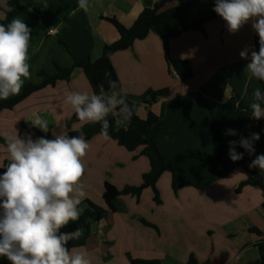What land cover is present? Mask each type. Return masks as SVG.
I'll use <instances>...</instances> for the list:
<instances>
[{"label": "crops", "instance_id": "1", "mask_svg": "<svg viewBox=\"0 0 264 264\" xmlns=\"http://www.w3.org/2000/svg\"><path fill=\"white\" fill-rule=\"evenodd\" d=\"M10 0H0V22L6 18ZM160 0H89L87 12L77 11L78 0H20L27 11L16 8L15 15L31 29L29 63L31 77L25 86L38 85L44 77L57 74V67L70 68L75 60L103 55L106 45L119 39L116 19L131 28L146 8ZM181 0H169L164 9L176 7ZM189 1V0H183ZM250 20L236 33H230L222 17L206 26L205 34L188 32L169 41L172 60L189 61L193 77L182 81L171 71L165 45L156 29L137 40L127 50L115 53L111 60L118 75L116 89L123 90L135 104L138 115L146 119L149 112L159 116L162 129L158 148L166 161L188 150L214 151L212 118L221 104L231 98L244 99L251 84L246 65L239 53L246 47L255 49L257 33ZM52 31V33H51ZM167 90L155 101L146 97L149 91ZM93 94L82 69H75L70 81H60L33 93L12 110L0 111V168L9 161L5 137L20 135L35 140L54 139V133H71L85 122L75 119V110L65 102L69 92ZM18 95L10 96L8 99ZM39 114L49 123V131L32 127L29 121ZM260 122L262 129L253 123ZM229 141H238L258 133L255 152L249 154L236 146L243 159L233 162L229 149L219 163L185 159L176 174L164 173L157 183L160 202L148 188L137 197H118L111 211L104 200L105 184L118 190L139 187L150 172L149 160L142 149L129 152L105 136L89 143L83 158L85 173L81 183L85 196L79 208H104V217L91 226L86 243L73 248L87 251L91 264H133L132 261H156L159 264H263L258 249L262 237L252 229L264 231V191L260 187H238L252 173L264 178V171L248 165L264 154V118L252 121ZM2 214V210H0ZM81 214V215H82ZM86 231L84 230V233ZM11 262L0 256V264Z\"/></svg>", "mask_w": 264, "mask_h": 264}, {"label": "clouds", "instance_id": "2", "mask_svg": "<svg viewBox=\"0 0 264 264\" xmlns=\"http://www.w3.org/2000/svg\"><path fill=\"white\" fill-rule=\"evenodd\" d=\"M89 0H78L76 10H89ZM13 11L12 8L8 9ZM213 11L227 24L230 33L238 32L250 20L259 37V50L246 46L240 53L246 65L249 79L264 82V0H215ZM31 29L19 16L7 25L0 24V100L18 95L27 79L31 77L29 48ZM109 87L116 89V83L109 81ZM65 102L75 110L80 121L100 123V134L108 137L110 123L107 117L119 115L122 120H131L135 104H129L123 90L110 94L72 91ZM239 107V102L235 104ZM252 118H264V92L257 87L249 105ZM32 127L42 132L49 131L48 120L34 114L29 120ZM227 135H236L227 130ZM54 139L31 135L7 136L9 162L0 175V256H6L11 264H91L88 252L70 250L68 242L78 240L83 228L72 232L61 229L80 219L79 205L85 196L82 177L85 173L83 158L89 149L84 134L69 136L61 131ZM258 133L241 137L239 146L249 154L255 152L254 142ZM229 158L236 162L243 159V153L236 152L237 141L229 142ZM264 171V154L256 156L248 165Z\"/></svg>", "mask_w": 264, "mask_h": 264}, {"label": "trees", "instance_id": "3", "mask_svg": "<svg viewBox=\"0 0 264 264\" xmlns=\"http://www.w3.org/2000/svg\"><path fill=\"white\" fill-rule=\"evenodd\" d=\"M169 0H160L154 8H146L137 18L131 28L125 27L116 19H107L118 31L119 39L109 45H106L103 50V55L96 61L90 57H85L81 60H75L74 65L70 68L57 67L58 72L54 76H48L41 72L39 75L44 77V82L38 85H27L23 92L15 98L9 100H0V111L14 109L18 104L23 102L33 93H36L48 86H54L60 81H70L72 73L75 69H82L87 77L93 93L99 94L103 90H110L109 81L118 82L117 72L112 64V56L120 51H124L133 46L137 40H143L150 34L152 29H156L159 36L165 45L166 58L172 72H175L182 81H187L193 77V72L189 61L187 60H172L169 56V41L180 37L188 32H201L205 34L206 26L212 21L217 20L220 16L213 11L215 0H189L183 1L171 9H164ZM13 11L9 12L8 9ZM16 8L27 11L21 4L20 0H10L5 9L6 18L0 24L7 25L14 18ZM255 49L259 50V37H255ZM259 87L264 92V82L252 78L250 87L244 99L231 98L221 104L218 111L212 118V137L214 143V151L211 153L200 150H188L175 159L166 161L163 154L160 152L157 142L162 129V120L156 114L149 112L146 119H142L138 115L135 108L130 121L125 122L119 115H109L107 117L110 128L108 129V138L118 143L129 152H134L142 149L141 156L146 157L150 162V172L143 177V183L139 187H126L123 190H118L110 183L105 184L104 200L107 207L111 211H115L114 201L121 196L135 195L139 197L142 192L151 188L155 194V201L160 202L157 183L161 176L170 172L176 174L180 170L182 162L185 159H196L205 163H219L226 152L228 151L227 130L242 131L251 121L252 115L249 105L252 102L253 91ZM167 90L149 91L146 97H151L156 100L158 97L166 95ZM129 104H133L128 101ZM239 102V107L235 104ZM75 119L81 122L76 114ZM262 129V125L257 127ZM100 123H85L79 130L69 133V136H79L84 134L86 140H91L100 134ZM264 137V134L262 135ZM4 163L3 168H0V175L6 170ZM247 186L260 187L264 191V178L256 173L243 182L237 189V192L242 191ZM264 207V203H263ZM104 208L95 207L87 209L76 222H70L68 226L61 229L62 232H72L77 228H83L86 232L78 240H70L68 247L70 250L82 246L86 243L87 236L91 226L99 222L104 217ZM252 233L262 237L257 246L264 264V231L252 229ZM133 264H159L156 261H132ZM10 264V263H3ZM188 264H198L195 258H191Z\"/></svg>", "mask_w": 264, "mask_h": 264}, {"label": "built area", "instance_id": "4", "mask_svg": "<svg viewBox=\"0 0 264 264\" xmlns=\"http://www.w3.org/2000/svg\"><path fill=\"white\" fill-rule=\"evenodd\" d=\"M51 33H52V31H51ZM253 124H254L255 127H258V126L260 125V122H255V123H253ZM239 141H240V140L237 141V147H240V146H239Z\"/></svg>", "mask_w": 264, "mask_h": 264}]
</instances>
